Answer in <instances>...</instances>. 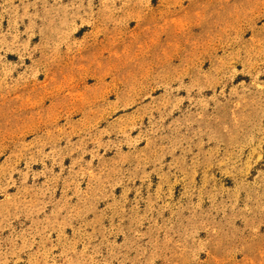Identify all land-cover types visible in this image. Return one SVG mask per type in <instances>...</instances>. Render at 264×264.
Instances as JSON below:
<instances>
[{"label": "rangeland", "instance_id": "obj_1", "mask_svg": "<svg viewBox=\"0 0 264 264\" xmlns=\"http://www.w3.org/2000/svg\"><path fill=\"white\" fill-rule=\"evenodd\" d=\"M0 264H264V0H0Z\"/></svg>", "mask_w": 264, "mask_h": 264}]
</instances>
